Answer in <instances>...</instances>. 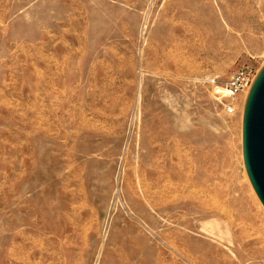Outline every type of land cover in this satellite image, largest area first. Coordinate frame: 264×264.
Listing matches in <instances>:
<instances>
[{"label":"rangeland","instance_id":"374dc122","mask_svg":"<svg viewBox=\"0 0 264 264\" xmlns=\"http://www.w3.org/2000/svg\"><path fill=\"white\" fill-rule=\"evenodd\" d=\"M242 67L264 0H0V264H264Z\"/></svg>","mask_w":264,"mask_h":264},{"label":"water","instance_id":"95a60500","mask_svg":"<svg viewBox=\"0 0 264 264\" xmlns=\"http://www.w3.org/2000/svg\"><path fill=\"white\" fill-rule=\"evenodd\" d=\"M251 167L264 200V82L255 100L249 128Z\"/></svg>","mask_w":264,"mask_h":264},{"label":"built area","instance_id":"2783aa9c","mask_svg":"<svg viewBox=\"0 0 264 264\" xmlns=\"http://www.w3.org/2000/svg\"><path fill=\"white\" fill-rule=\"evenodd\" d=\"M256 75L257 71L253 68L242 67L224 85L215 86V94L225 100L224 109L227 113H235L239 96L249 89Z\"/></svg>","mask_w":264,"mask_h":264},{"label":"bare ground","instance_id":"6f19581e","mask_svg":"<svg viewBox=\"0 0 264 264\" xmlns=\"http://www.w3.org/2000/svg\"><path fill=\"white\" fill-rule=\"evenodd\" d=\"M264 82V68H262L260 70V72L258 73L257 76H255L254 78V81H253V84L250 86V90L249 92L247 93V96H246V105L247 107H250V110L249 112L247 113V118H246V127H245V131H246V139H247V144H246V158L251 162V152H250V138H249V128H250V119H251V114H252V109H253V106H254V103H255V100L257 98V95H258V92L262 86ZM247 160V161H248ZM252 165L250 164V167ZM252 169V167H251ZM251 175L252 172H251ZM250 175V176H251ZM256 184V183H255ZM257 188V191L259 193V195L262 197L258 187ZM263 199V198H262ZM264 201V200H263ZM264 203V202H263ZM242 234L244 235V233L242 232Z\"/></svg>","mask_w":264,"mask_h":264}]
</instances>
